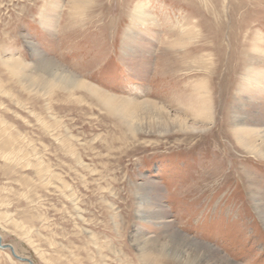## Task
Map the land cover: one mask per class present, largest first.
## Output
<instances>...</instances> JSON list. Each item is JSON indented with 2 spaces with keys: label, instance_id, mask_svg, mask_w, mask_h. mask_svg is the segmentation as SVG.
Returning <instances> with one entry per match:
<instances>
[{
  "label": "rangeland",
  "instance_id": "374dc122",
  "mask_svg": "<svg viewBox=\"0 0 264 264\" xmlns=\"http://www.w3.org/2000/svg\"><path fill=\"white\" fill-rule=\"evenodd\" d=\"M82 83L174 128L130 130ZM253 128L264 0H0V237L18 257L264 264Z\"/></svg>",
  "mask_w": 264,
  "mask_h": 264
},
{
  "label": "bare ground",
  "instance_id": "6f19581e",
  "mask_svg": "<svg viewBox=\"0 0 264 264\" xmlns=\"http://www.w3.org/2000/svg\"><path fill=\"white\" fill-rule=\"evenodd\" d=\"M79 85L80 87L86 88L89 91L93 92V94L104 104V106L108 110L117 114L120 118H122L127 123L128 128L130 130L134 131L138 128H141L147 131L164 132V131H168L174 128V125H172L173 123L170 121L172 119V114L167 112L164 108L160 107L157 104H154L152 102H144L142 104L137 103V105H139L138 107L131 108L129 106L132 103H126L124 105L123 102H118L115 99H113L115 101H112L111 97L106 96L105 93L101 92L94 86H91L87 83H82ZM175 119H176L175 122H179L180 125H182L184 128L189 126L187 121L184 120V118L182 119L181 117H175ZM196 124L199 125L201 124V122H199V124L196 122ZM202 126L206 127V125H202ZM189 129L190 128H188L187 130ZM242 135L246 138L247 140L246 145L247 147L250 148L251 152L264 156V129H254L253 128L250 130H244L242 131Z\"/></svg>",
  "mask_w": 264,
  "mask_h": 264
},
{
  "label": "water",
  "instance_id": "95a60500",
  "mask_svg": "<svg viewBox=\"0 0 264 264\" xmlns=\"http://www.w3.org/2000/svg\"><path fill=\"white\" fill-rule=\"evenodd\" d=\"M0 248H1V249H10L11 252H12V254H13L17 259H19V260H21V261H23V262H27V263H29V264H33V263H32L30 260H28V259H23V258L18 257V256L15 254V251H14V249H13L12 246H9V245H2V238H1V237H0Z\"/></svg>",
  "mask_w": 264,
  "mask_h": 264
}]
</instances>
